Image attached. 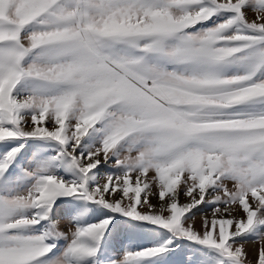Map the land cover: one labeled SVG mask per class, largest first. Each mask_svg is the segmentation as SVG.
I'll return each instance as SVG.
<instances>
[{
  "label": "snow or ice",
  "instance_id": "6c2138e0",
  "mask_svg": "<svg viewBox=\"0 0 264 264\" xmlns=\"http://www.w3.org/2000/svg\"><path fill=\"white\" fill-rule=\"evenodd\" d=\"M0 264H264V0H0Z\"/></svg>",
  "mask_w": 264,
  "mask_h": 264
}]
</instances>
